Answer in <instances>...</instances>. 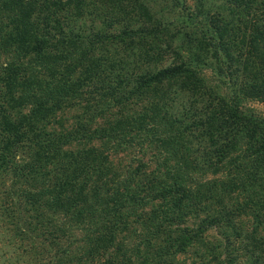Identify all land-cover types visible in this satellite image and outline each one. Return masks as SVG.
Returning <instances> with one entry per match:
<instances>
[{
	"label": "trees",
	"instance_id": "16d2710c",
	"mask_svg": "<svg viewBox=\"0 0 264 264\" xmlns=\"http://www.w3.org/2000/svg\"><path fill=\"white\" fill-rule=\"evenodd\" d=\"M252 102L264 0H0V264H264Z\"/></svg>",
	"mask_w": 264,
	"mask_h": 264
},
{
	"label": "rangeland",
	"instance_id": "374dc122",
	"mask_svg": "<svg viewBox=\"0 0 264 264\" xmlns=\"http://www.w3.org/2000/svg\"><path fill=\"white\" fill-rule=\"evenodd\" d=\"M251 105L255 107V109L264 113V104H260L258 102H252ZM73 112L74 111L65 112L63 113L62 117L66 118V120L70 122L71 114ZM133 153L134 151H132V149H127L124 152L116 153L115 155H113V157L111 156V159L113 160V162H116L117 164L124 165L127 163V161L130 160ZM210 234H215V232L214 231L208 232V238H210ZM178 260H179V264H198L199 262L197 255L192 250L180 254L178 256Z\"/></svg>",
	"mask_w": 264,
	"mask_h": 264
}]
</instances>
